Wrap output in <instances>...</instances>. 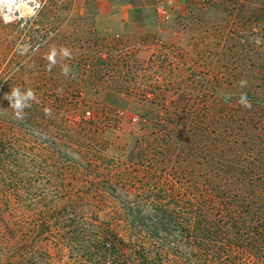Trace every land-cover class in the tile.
Returning <instances> with one entry per match:
<instances>
[{
  "label": "trees",
  "instance_id": "16d2710c",
  "mask_svg": "<svg viewBox=\"0 0 264 264\" xmlns=\"http://www.w3.org/2000/svg\"><path fill=\"white\" fill-rule=\"evenodd\" d=\"M203 5L240 13L226 27L254 37L240 90L252 108L234 101L219 130L209 111L185 132L174 109L123 160L108 153L105 120L81 117L75 98L46 88L20 121L0 88L2 264H264V0Z\"/></svg>",
  "mask_w": 264,
  "mask_h": 264
},
{
  "label": "rangeland",
  "instance_id": "374dc122",
  "mask_svg": "<svg viewBox=\"0 0 264 264\" xmlns=\"http://www.w3.org/2000/svg\"><path fill=\"white\" fill-rule=\"evenodd\" d=\"M206 1L0 0V88L7 94L12 84L31 85L39 97L47 88L52 99L75 98L81 117L105 120L108 153L123 160L174 109L179 108L185 132H193L188 119L209 111L219 130L230 121L229 106L242 92L245 47L254 37L226 27L231 17L241 16L226 6L198 13L194 5L204 7ZM235 1L237 9L260 3ZM53 47L67 48L71 56L58 55L48 71L46 56ZM63 64L72 69L67 76ZM221 92L232 98L225 102ZM11 119L6 111L2 125Z\"/></svg>",
  "mask_w": 264,
  "mask_h": 264
},
{
  "label": "clouds",
  "instance_id": "9594fccd",
  "mask_svg": "<svg viewBox=\"0 0 264 264\" xmlns=\"http://www.w3.org/2000/svg\"><path fill=\"white\" fill-rule=\"evenodd\" d=\"M61 56L63 58H68L71 56V52L67 48H61L57 50L55 47H53L48 55L46 56V59L48 61V71H51L52 67H54L57 64V56ZM62 74L67 76L72 69L67 65L63 64L61 67ZM238 86L241 89L248 87V81L247 79H241L238 82ZM221 97L225 100V102L229 101L232 98L231 93H220ZM4 99L9 101L10 108L13 110L14 118L16 120H24L26 113L25 109L30 108L32 106V103H39L38 97L36 96L35 91L32 88H28L26 90H22L20 87H11L10 93L5 94ZM237 103L241 105L244 108L251 109L252 103L248 99V95L246 92H241L239 94ZM5 110H0V112H3ZM44 113L46 116L52 115V109L51 108H45Z\"/></svg>",
  "mask_w": 264,
  "mask_h": 264
},
{
  "label": "built area",
  "instance_id": "2783aa9c",
  "mask_svg": "<svg viewBox=\"0 0 264 264\" xmlns=\"http://www.w3.org/2000/svg\"><path fill=\"white\" fill-rule=\"evenodd\" d=\"M36 7V6H35ZM133 121L134 122H139L140 120H139V117L138 116H135V117H133Z\"/></svg>",
  "mask_w": 264,
  "mask_h": 264
},
{
  "label": "crops",
  "instance_id": "0c3cea01",
  "mask_svg": "<svg viewBox=\"0 0 264 264\" xmlns=\"http://www.w3.org/2000/svg\"><path fill=\"white\" fill-rule=\"evenodd\" d=\"M103 3H104V5H105V6H107V4H106V2H105V1H104ZM108 5H109V3H108ZM110 6H112V5H111V2H110Z\"/></svg>",
  "mask_w": 264,
  "mask_h": 264
}]
</instances>
